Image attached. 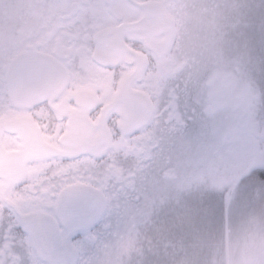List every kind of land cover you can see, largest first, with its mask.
<instances>
[{
  "label": "flooded vegetation",
  "instance_id": "af4514ba",
  "mask_svg": "<svg viewBox=\"0 0 264 264\" xmlns=\"http://www.w3.org/2000/svg\"><path fill=\"white\" fill-rule=\"evenodd\" d=\"M223 1L2 2L0 264H41L21 217L54 216L66 189L74 191L72 207L84 205L90 214L82 219L88 226L67 236L76 264H101L125 220L154 208L159 188L180 185L177 175L189 168L190 110L204 115L190 96L198 85L194 74L211 66L205 51L217 40L205 36L206 25L221 36L235 32L229 17H214ZM21 55L15 81L7 72ZM126 77L149 100L144 124L125 127L123 98L109 104ZM85 193L95 200L79 205Z\"/></svg>",
  "mask_w": 264,
  "mask_h": 264
},
{
  "label": "trees",
  "instance_id": "16d2710c",
  "mask_svg": "<svg viewBox=\"0 0 264 264\" xmlns=\"http://www.w3.org/2000/svg\"><path fill=\"white\" fill-rule=\"evenodd\" d=\"M219 15L229 17L235 23V32L232 39L230 34L221 36L217 26L209 28L210 25H206L205 36L217 39L212 40L211 50L205 51L206 62L211 61L213 66L194 74V82L199 85L196 91H190V96L203 107V117L201 114L197 117L217 118L218 124H212L211 132H201L199 137L205 134L209 148L214 146L213 149L222 148L225 152L236 143L239 153L231 163L235 160L242 168L237 179H248L251 175L264 179V142L261 141L264 138V0H224L214 17ZM220 75H230L233 85L219 81L213 86L216 89H211ZM227 98L232 100L229 104L225 103ZM196 112L200 113L198 109ZM191 116L192 128L196 114ZM226 117L227 127L223 124ZM239 125L245 127L241 130L247 131L240 136L237 132L241 130L236 129ZM251 132L262 134H254L252 139ZM184 171L185 174L177 175L180 185L174 183L173 187L158 189L154 208L144 209L145 214L137 218L127 216L124 233L117 243L119 247H113L121 257L117 258L116 252H110V257L106 258L102 254L105 261L101 264H187L189 245L192 246L191 253L201 254L191 258L188 264H215L217 254L209 247L215 241L220 243V235L217 239L214 237L215 240L212 237L222 227L213 229L211 217L206 223L198 222L199 219L195 223L189 221L195 214L189 215L192 204V199L188 200L189 183L196 178L190 175L189 168ZM202 251L208 256L204 262H201Z\"/></svg>",
  "mask_w": 264,
  "mask_h": 264
},
{
  "label": "rangeland",
  "instance_id": "374dc122",
  "mask_svg": "<svg viewBox=\"0 0 264 264\" xmlns=\"http://www.w3.org/2000/svg\"><path fill=\"white\" fill-rule=\"evenodd\" d=\"M3 1L6 0H0V16L6 6L2 3ZM212 66L213 64L210 67ZM219 81L233 85L230 75H220L210 88L216 89L213 86ZM229 101L232 100L225 99L226 104H229ZM191 110V115L198 114L196 108ZM212 124L215 126L218 124L217 118L196 117L192 131L188 132L189 148L186 152L188 156L186 166L189 167L190 175L196 178L189 183L190 197L188 200L192 199L189 215L195 212L190 216L189 221L195 223V220L199 219L198 222L204 223L205 221L206 223L211 217L214 222L213 229L222 227L220 232L212 237V240H215L220 235V243L215 241L209 247L213 248L215 255L217 254L215 264H264V179L255 175H251L248 179H237L242 168L235 163V160L232 163L231 161L237 158L239 146L234 143L227 149V152L222 148H214V150V146L209 148L205 134L199 137L201 132H211ZM244 128L239 125L236 129ZM244 132L246 130L237 132V135L240 136ZM254 134L262 133L251 132L252 139ZM262 140L264 142V138H261ZM195 152L199 155L193 154ZM231 174L233 179H231ZM187 250L190 252L188 253L189 259L185 262L187 264L192 261L191 258H197L201 254L200 252L199 254L191 253V245ZM110 252L113 253L116 250L109 248L107 252H104L106 257H110ZM202 252L201 262H204L208 256L204 255V251ZM114 255L117 258L121 257V254L117 252Z\"/></svg>",
  "mask_w": 264,
  "mask_h": 264
},
{
  "label": "water",
  "instance_id": "95a60500",
  "mask_svg": "<svg viewBox=\"0 0 264 264\" xmlns=\"http://www.w3.org/2000/svg\"><path fill=\"white\" fill-rule=\"evenodd\" d=\"M25 57L26 55L18 56L9 65V72L7 74L10 77L12 76L15 81L21 80L19 78L20 71L17 70L19 71L17 73L16 68L22 64L21 62ZM133 72L130 75L134 76L135 73ZM7 74L5 75L6 77ZM128 77L122 81L118 92L109 103L112 105L115 98H123L125 100L123 103L125 110L122 118L125 127L140 122L144 124L150 119L152 114L148 98L141 92L131 90L127 81ZM73 193L74 191H70V189L61 192L60 196L62 201L60 202V207L58 206L59 202L57 203L58 208H56L54 216L43 214L35 216L29 214L21 217L20 224L29 239L31 245L30 252L41 264H76L77 251L75 247L69 245L67 236L72 231H75V229L89 225L88 222L83 223L82 221L84 216L90 215L89 211L84 205L80 204L82 202L86 204L87 200H95V197L93 198L92 195L85 193V195H82L83 197H79L80 201L78 204L80 206L74 209L71 205ZM95 208L96 206L91 209V214ZM104 208L105 203L102 199L101 204L96 208L99 210L97 217L101 215ZM59 225L67 232L66 237L63 239L60 237ZM32 262L34 261L32 260Z\"/></svg>",
  "mask_w": 264,
  "mask_h": 264
}]
</instances>
